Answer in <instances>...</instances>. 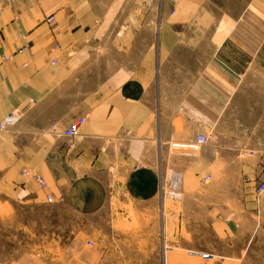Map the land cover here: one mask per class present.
<instances>
[{
  "label": "crops",
  "instance_id": "0c3cea01",
  "mask_svg": "<svg viewBox=\"0 0 264 264\" xmlns=\"http://www.w3.org/2000/svg\"><path fill=\"white\" fill-rule=\"evenodd\" d=\"M2 53L0 122L19 120L0 130L1 202L51 195L82 217L112 182L146 209L164 183L191 195L209 181L184 204L190 241L264 264V0H0ZM199 132L211 134L201 154L168 149ZM42 241L0 264H60Z\"/></svg>",
  "mask_w": 264,
  "mask_h": 264
},
{
  "label": "rangeland",
  "instance_id": "374dc122",
  "mask_svg": "<svg viewBox=\"0 0 264 264\" xmlns=\"http://www.w3.org/2000/svg\"><path fill=\"white\" fill-rule=\"evenodd\" d=\"M186 139L175 137L172 140ZM167 147L170 151L201 154V151L170 149V141ZM196 184L199 187L197 193L190 195L179 190L173 195L170 193L172 189L164 183L157 201L148 203L146 209H139L123 193H114L111 187L116 183L112 182L104 207L93 215L82 217L67 205L57 207L47 197L42 208L36 206L34 209L14 207L0 201V252L7 259H12L17 252L19 255L40 252L36 245L43 244L45 239L48 242L44 243V256L60 264H78V260L82 264H172V252L175 264H220L221 261L241 264L240 261L218 257L214 251L206 249L204 244L208 243L190 241L191 236L187 234L182 219L184 204L198 200L194 196H199L211 183L198 181ZM78 221L82 222L80 227ZM181 238L199 248L183 247L186 243ZM199 252H210L214 256L204 259ZM247 264L257 263L251 261Z\"/></svg>",
  "mask_w": 264,
  "mask_h": 264
},
{
  "label": "built area",
  "instance_id": "2783aa9c",
  "mask_svg": "<svg viewBox=\"0 0 264 264\" xmlns=\"http://www.w3.org/2000/svg\"><path fill=\"white\" fill-rule=\"evenodd\" d=\"M53 19L52 16L48 18V21H51ZM11 58V56L2 53L0 54V66L8 61ZM19 120V113L17 111H14L13 113L9 114L8 117H6L3 121L0 122V130L7 129L11 125L15 124ZM85 123V117H78L77 119L73 120L67 128L64 129L63 134L70 137L75 138L80 134V128ZM211 134L207 135L205 133H198L196 136H194L191 139L186 140H171L170 141V149H181L186 151H193L198 152L201 151L203 145L208 143L209 136ZM36 179L40 182V185L42 188L47 187V182L44 178H42L39 175L35 176ZM256 192L257 194H260L264 192V178L259 181V183L256 185ZM173 195L177 193L176 191H171ZM47 198L49 201H53V197L51 195H47ZM192 253H197L196 251H191ZM199 254L204 259H210L214 255L210 252H199Z\"/></svg>",
  "mask_w": 264,
  "mask_h": 264
},
{
  "label": "bare ground",
  "instance_id": "6f19581e",
  "mask_svg": "<svg viewBox=\"0 0 264 264\" xmlns=\"http://www.w3.org/2000/svg\"><path fill=\"white\" fill-rule=\"evenodd\" d=\"M11 114V113H10ZM6 117H8V115L6 116ZM6 117H4V119L6 118ZM4 119H2V121L4 120ZM67 128V127H66ZM64 131V130H63ZM68 137V136H67Z\"/></svg>",
  "mask_w": 264,
  "mask_h": 264
}]
</instances>
